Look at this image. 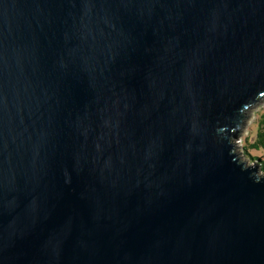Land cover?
Here are the masks:
<instances>
[{"label": "water", "instance_id": "water-1", "mask_svg": "<svg viewBox=\"0 0 264 264\" xmlns=\"http://www.w3.org/2000/svg\"><path fill=\"white\" fill-rule=\"evenodd\" d=\"M264 0H0V264H264Z\"/></svg>", "mask_w": 264, "mask_h": 264}, {"label": "rangeland", "instance_id": "rangeland-1", "mask_svg": "<svg viewBox=\"0 0 264 264\" xmlns=\"http://www.w3.org/2000/svg\"><path fill=\"white\" fill-rule=\"evenodd\" d=\"M264 116V99L258 102L254 107L247 112V118L241 128L240 134L234 140L237 146V153L247 161L249 157H259L263 154L262 150L251 148V144L255 141L256 133L259 129V121Z\"/></svg>", "mask_w": 264, "mask_h": 264}, {"label": "trees", "instance_id": "trees-1", "mask_svg": "<svg viewBox=\"0 0 264 264\" xmlns=\"http://www.w3.org/2000/svg\"><path fill=\"white\" fill-rule=\"evenodd\" d=\"M250 146L252 149L264 151V116L259 121L255 141Z\"/></svg>", "mask_w": 264, "mask_h": 264}, {"label": "built area", "instance_id": "built-area-1", "mask_svg": "<svg viewBox=\"0 0 264 264\" xmlns=\"http://www.w3.org/2000/svg\"><path fill=\"white\" fill-rule=\"evenodd\" d=\"M254 163L259 164V167L261 169V173H264V152L259 157H249L247 159L248 165H254Z\"/></svg>", "mask_w": 264, "mask_h": 264}]
</instances>
